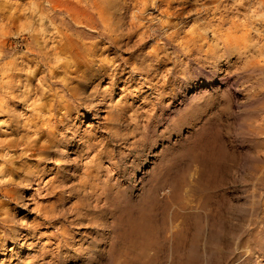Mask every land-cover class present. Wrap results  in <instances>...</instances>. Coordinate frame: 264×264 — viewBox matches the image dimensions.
Returning <instances> with one entry per match:
<instances>
[{
    "label": "rangeland",
    "instance_id": "1",
    "mask_svg": "<svg viewBox=\"0 0 264 264\" xmlns=\"http://www.w3.org/2000/svg\"><path fill=\"white\" fill-rule=\"evenodd\" d=\"M109 1L0 11V264H264V8Z\"/></svg>",
    "mask_w": 264,
    "mask_h": 264
},
{
    "label": "bare ground",
    "instance_id": "2",
    "mask_svg": "<svg viewBox=\"0 0 264 264\" xmlns=\"http://www.w3.org/2000/svg\"><path fill=\"white\" fill-rule=\"evenodd\" d=\"M261 10L264 8V0H253ZM0 0V11L4 18L16 23L22 17H27L29 14L39 16L40 18L49 16L54 24L60 27H65L71 33H61L60 48L63 53L72 54L75 50L81 52L90 49V46L74 39L80 37L90 30L104 28L112 13V1L106 0H35L34 8L30 13H27V8L19 9L12 7L11 10ZM110 24V23H109ZM89 30V31H87ZM92 33V32H91ZM84 54V53H83ZM79 56V52L77 53ZM28 188L30 185L28 184Z\"/></svg>",
    "mask_w": 264,
    "mask_h": 264
}]
</instances>
